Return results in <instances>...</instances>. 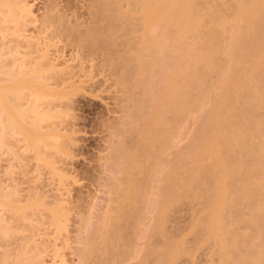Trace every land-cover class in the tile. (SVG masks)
Listing matches in <instances>:
<instances>
[{"label":"rangeland","instance_id":"1","mask_svg":"<svg viewBox=\"0 0 264 264\" xmlns=\"http://www.w3.org/2000/svg\"><path fill=\"white\" fill-rule=\"evenodd\" d=\"M23 1L24 2L28 1L27 4L28 6H30L33 12V15L37 17V22H30L29 26H27L28 28L27 29L25 28L26 30L23 31L24 34H22L25 36L27 35V37L29 38L31 37V39L38 42L36 43L37 52L33 54L34 56L32 55L29 57L30 58L32 57L35 59L38 55L41 56L44 53H46L44 55L45 57L42 63H46V62L49 63L50 61L51 63L53 62L54 65L56 64L58 70L61 69L60 73L57 72L59 76L55 72L51 74L52 72L50 73V71H48L44 74L38 75L39 80L37 76H36V79L41 83H43L44 81L45 82L50 81V84H52V91H51L52 94H55L56 97L63 95L65 99L62 101L58 99L57 100L53 99L56 104L52 105V107L57 106L58 108L55 109V111H52V114L57 113L55 115H59V118H52L50 121L44 123L45 127H46V124L49 126V128H47L48 126L45 128L46 132L53 131V133L55 134L59 130L58 133H59V136H61L59 137V140H57L58 144H56L59 147L58 151H55L54 149L43 150V156H45L44 159L46 157L50 159L52 158L51 161H53L55 164L51 166H46L43 162H39V160L36 159L34 151H28L26 149L27 145L25 144V142H22L24 141L22 136L20 137L16 135L15 137L14 136L8 137L9 140L8 138L6 140L9 146L8 150H0V189H1L0 193L3 191L2 194H5V193L13 194L14 192L13 194L14 197L13 196L12 197L15 199L18 198L17 201L19 202L20 207H22V210L24 209L23 211H21L23 215L20 214L19 212H15L12 210L5 212L2 209H0V217L2 218V216H4L3 218L7 220L6 223L10 222L8 225L11 228L9 232L5 234V236H3L4 234L2 235L0 234V239H1L0 240V263L6 260L8 261L9 264H13L14 262L16 264V262L18 261L17 259L19 260L24 259V261H27L26 263L28 264L29 262L30 263L32 262L31 264L33 263L38 264V261H39V264L41 263L47 264L48 262H49L48 264H53L54 261H56L57 264H62L61 260L63 261L66 260L67 264H86L85 263L86 259L83 260L82 258L85 255L87 256L86 251L94 235V237L96 236L97 238L101 240V241H98L99 239L94 240L95 242L97 241V243L95 244L100 245V246L98 245L99 248L102 246L101 242H104V240H106V243L105 242L104 243L106 244L107 249L105 250L106 252L110 251L109 252L110 255L109 257L108 255L106 256L104 255L103 257V254L100 253L102 258L100 257L101 259L98 258V260H95L93 256L92 257L93 259L91 258L93 262H91V259H90L89 261L91 263L89 264H92V263L99 264L100 261H101L100 264L102 262L103 264L104 263L105 264H109V263L110 264H155V261L158 262L157 259L161 257H163L162 258L163 260L166 257L163 262L164 263L167 262V264H172V263L173 264H219L222 261L220 258V255L222 252L221 253L215 252L217 250V248L215 247L216 244L215 246H213L214 244L212 245L211 243H206L208 245H204L205 243L204 244L202 243V245H200L201 243L199 244L200 242L199 238L201 237V235L200 237L198 235L195 236V234L197 233L199 234L198 232L199 227L197 230L196 223L202 218V217L201 218H198V217L200 215L201 216L204 215L203 214L204 211L201 212L202 209L204 210V208H202L203 205H201L202 199L200 198L201 199L200 201V199L196 198L197 199L196 201V199L190 198L191 200L190 199L188 201L187 199L183 200L182 203L180 202L181 204L178 203V204H175L174 206L173 204L172 206H168L169 204L165 205L166 202L168 201V199H166L168 197L167 196L168 194L166 193V191L168 193L170 191L166 190L169 185H167V183L163 181L164 180L163 178H165V176L168 173H170V171L173 170L174 167L179 168L180 162L178 161V164H179L178 165L176 164L177 162L175 161L178 160L177 157H179V155L183 153V151H184V154H186V152L188 151V148L191 146L190 143L198 139L200 140L202 138L201 136L203 134H201V131L204 129V126H206L204 125V123H206V120L210 122L209 120L210 116L213 117V115H215V114L212 115V110H213V113H216V111H214L213 109L214 108L213 105L215 101L218 100L217 98H221V96L225 95L223 93H225L224 91L227 89L226 87L228 86V84L231 83V81H234V77L237 76V73L239 72V70L237 69L238 72L236 71L235 73V68H236L235 61H234L235 58H234V53L231 52L232 50L231 47L233 46V43H235V45L239 43V41H237L238 38L235 39V37H242V35L240 36V34H242L243 31L240 25H243L242 24L243 20L237 21L234 18L235 12L233 11V9L236 6L235 3H238V2L245 3V1L246 3H251L252 0H250V2L249 0H242V1L237 0L238 2L236 1L235 3H232V0H214L221 6L216 4L212 8H214L215 6L217 7L218 5V7L215 9L223 10V11L221 10L219 11L220 12L219 15L222 13V15L226 17L225 24H227L226 28L229 29V30L227 29L225 32L226 36L223 37L224 38L222 40L223 42H221L222 45L219 46V52H220L218 54L219 58L216 59V61L218 60L219 62L223 60L221 61L223 63H218V61L217 63L219 65L223 64L220 66L221 67L223 66L224 69L220 68L219 65H217L218 72H217V69L213 70L214 72H216L215 77H218V78H215L214 84L212 85L210 84L212 83L211 78H209L208 76L206 77V75L205 76L202 75L204 79H207V82L206 80L204 81V79L201 78L204 81V82L202 81L199 82L201 83V87L199 86L200 84L199 85L197 84V82L201 80V79L199 80L196 77L197 71L195 72V70L191 68L192 71H189V72H194L193 74H191L192 76L190 75L189 72H186L187 77H188V82L193 77V75H195V77L197 78L196 79L193 77L190 83L185 82V84L184 82H182L183 79L179 80L182 82V83L180 82L181 84H184V86L182 85L184 90L187 86L189 87V88L187 87L188 89L186 88V90L189 91V92L187 91L188 93L191 94L192 89H194L193 90L194 92L192 93V96H191L192 99L187 96V95L190 96V94L185 93L186 96L189 98L190 101L195 100L194 97L197 98V96H199L200 98L198 97L197 98L198 100L197 99L195 100L197 101V104L195 105V107L197 108L194 107L193 108L194 110L192 109L193 112L189 108H187V110L185 108L184 109L182 108L181 110V108L178 107L181 110L179 111V113L181 112V114H177L178 113L177 109L176 111H174V109L172 108L173 103H171V105L170 103H168V102H172V100L170 99H173V98L170 97V99H167L169 101L164 100V99H166V97L167 98L169 97V96H165L167 95V93H169L168 91L169 87H165V86L168 84L167 82L171 83L172 81L171 79L177 73L176 70L180 69L178 70V73H179V71H181L182 69H185V68L187 69L186 64L188 62L187 60H189L188 59L189 57L186 58L187 55L185 56L182 55L183 52L181 53V50L183 51V46L184 47L190 46L194 40L193 37H195V34L191 32L193 31L192 28L189 29V27L185 25L187 24V22L184 16H182V22H181L182 24H181V27L179 26V30L178 28H177V31H175L176 28H173L174 30L172 29L173 34L172 36H170L172 38L169 39L171 41L167 40L168 42L161 35H157L156 29H153V26H152L153 24L151 23H150L151 25L149 24L148 27L152 26V28L147 27V30L150 29L149 33H152L153 31V34H154V32H156L155 34L157 35L158 39H160L159 43L164 44V46L167 49L164 46H163L164 48H162L160 45V47L162 48V52H164V58H163L162 52L160 53V50H157L161 55L160 58H157L159 56L158 55L159 53L157 54L156 51L153 50V53L158 55V56L155 55V57L154 56L153 57L155 58V60L157 59L156 62L158 63V66L159 65L160 66L158 67L156 65L155 67L156 62L154 63L153 61L154 64L150 65L151 68H147L145 70L147 75L144 74V76H146V78L141 77L142 78L141 79L139 72H138L139 68L138 70H136L137 65L135 63L134 64L132 63L131 65L132 66L135 65L136 68L134 67L135 68L134 70V68L131 66L130 67L131 69H129V67L127 66L128 63L126 64V66L122 65L124 62H123V59L121 61V57H120L122 56L123 58L124 53L131 49L129 48L128 50L127 48V50H124L130 38L129 33H127L129 32L128 29L131 30L132 27L136 24L140 29V26L142 24V20L140 19L139 16L136 17L137 14H135L134 12L133 13L136 17L137 22H133L135 19H133L134 15H132L133 20L131 21L134 24L133 25L131 22V24L133 25L132 27H129L130 25L128 24H125L128 21L126 22V20L124 21L121 20V17L117 15L118 20H120L119 22L121 21L124 22V23H121V26L123 24L124 26L128 25L127 26L128 28L126 27L127 30L123 28L124 31L123 30L122 31L124 33L121 32L119 34L121 37L120 39H119V35L117 34V32H120V30L117 31L118 26L120 24L118 26H115V29H116L115 31H117L116 33L112 34L111 31L105 32L108 34L110 33L112 34V35L111 34L108 35L109 38L113 37V35L116 34L115 37H117L119 40V41L118 40L116 41H118V43L121 42V44H116V41L114 40L115 44L118 45V47L115 45L116 47H112V49L114 48L115 49L112 51H110L111 50L110 49L109 50L110 52H109L106 46L102 44V46L106 47L107 49L103 48L101 45L98 46L99 45L98 43L97 46L100 48L101 51L98 48V51H97L98 53H97V52H94L97 50L96 49L97 46L94 47L92 45L93 47L91 46V48L96 49V50L90 51L89 48L87 47L88 42L82 41L86 43L85 47H87L88 48L87 49L83 47V43H81L82 46L80 48L79 47L80 44H78L80 42L78 41H81L84 39L86 40V38L90 37V35L93 33L92 32L93 29L95 30L93 34H97V32L99 31L101 32V30H104V29L106 30L109 29L108 27H106L109 23L108 24L106 23L107 24L106 26H105V23L103 24V26H99L100 23L98 22L100 21L102 25V19H103V17L101 16V13L97 11L99 10V7H98L99 5L97 4L99 0L98 1L95 0L96 3L94 0H23ZM122 1L124 2H121V6L119 5L120 11L124 10L123 13L126 14L128 12L127 15L130 16L132 12L130 8L128 9L129 7V4H127L128 1H125V0H122ZM202 1H203L202 4L198 2L200 4V6L198 4V7L201 8V9L198 8V10H201L204 12L203 10L204 8V9H207V11L206 10L205 11L206 13H208L209 4L206 3V1L204 0H200V2ZM208 1H211V0H208ZM216 2H214V4ZM212 3L213 2L211 1V4ZM53 6L55 7L53 8ZM95 11H96V14L97 12L100 14L99 16L98 15L96 16L98 17L101 16L102 17L100 18L101 20L99 18L98 20L95 19L97 18V17H94ZM223 16L220 15V17H223ZM124 19H127V18H124ZM203 21L205 20L203 19ZM3 22L2 24H0L1 25L0 26V44H5V43L7 44V42L8 44L9 43L14 44L15 43L14 40L16 39L15 41H17V36H19V34L21 33L17 34V36L16 35L12 36V38L14 37L15 38L11 40L10 39L11 36L10 38H8L9 36H6V34L10 33L11 26L8 24H7L8 26H6V22L4 23ZM118 23L116 21L115 25H117ZM96 24H98V26ZM113 26H114V23H113ZM137 26L136 28L133 27V29L135 30L137 29L136 34H138V31L139 33L142 32L141 29L139 30L137 28ZM100 27H102V29ZM66 29L67 31L68 30L71 31V33L68 32V35H66L67 32L66 34L63 33ZM6 30L7 32H5V34L3 35L1 31L4 33V31ZM202 30H204L203 31L204 33L208 32L207 29H205V27L202 28ZM174 32L176 34L179 33V35L178 34L176 35ZM185 32L186 33L188 32V35L185 36ZM190 32L193 33L194 35H191ZM125 33H127L128 35L126 36ZM70 34L72 35L70 36ZM85 34H88L87 37ZM62 35H64V37ZM84 36L86 38H84ZM99 36H100V33H99ZM99 36L98 35L96 36L95 38L96 40H93L94 38H91V37L88 39L89 40L91 39L92 42L91 40L90 42L93 44L95 41L97 42L100 41L99 39H98L99 41L97 40V37L101 38V36L100 37ZM108 36H106V40H109V38L107 39ZM124 36L129 37V38L123 39L125 38ZM137 36H140V35H137ZM191 36H192V42L190 39ZM6 37L8 39L7 41L5 39H2ZM81 37L84 39H82ZM102 38H101V41L103 40ZM104 38H105V35H104ZM233 38L236 42H232L234 41ZM122 39L123 41L128 40L127 42L125 41L126 42L125 46H124L125 42L122 43ZM18 40H21V39L18 37ZM106 40H104V42ZM182 40H184L183 41L184 43L187 42V45H183L184 43L182 44ZM189 41L191 43H189ZM89 43L88 45H90ZM156 43H157V40H156ZM94 44H96V42ZM0 46L3 47V45H0ZM180 47H182V49ZM103 49H106L104 51H108L109 54L111 55L113 53V55L110 57L112 58L114 57L115 59L110 58V60H113V62L116 63V66H113V63H111L110 65H112L113 68L114 67L117 68L118 67L117 65L120 64V67H118L117 70H120V68H122L123 66L124 71L121 69L124 72L123 75H127L130 70H134L132 71V73L131 72L129 73L132 75L125 77L126 80H125L124 87L122 85V82L124 83V79L122 78L124 77L123 76L121 77L122 74L118 76L119 71L115 72L114 71L115 68L113 69L112 67H110V65L107 63L108 61L107 57L109 54L106 57V54H104L105 52L102 51ZM163 49H166V50H163ZM179 49H181L180 53H179ZM115 50H118L116 51L118 55H116ZM21 51H23L21 55V57L23 56L22 59L24 58L26 59L27 56H24L26 55L25 54L26 50L22 49ZM129 52L125 53L126 56H124L125 57L124 61L127 58V54ZM186 53L187 52H185L184 54ZM232 53H233V57H232ZM114 55H116L117 57ZM9 56L10 55L7 56L9 60L8 58H5V59L12 62ZM21 57L18 56L17 59ZM118 57L120 58L119 60L120 62H117V59H119ZM216 61H215L214 68L216 67ZM6 62L4 64L7 67L9 65H6L7 64ZM121 62L123 63L121 64ZM213 62H212V65L214 64ZM151 63L152 62H150V64ZM126 67L129 70L126 69V72H125ZM188 68H189V65H188ZM219 68L223 70H220ZM135 71L136 73H134ZM163 72H165L164 75H163ZM182 72L184 73L183 70ZM182 72L180 74H182ZM217 73H219L218 75L220 76H218ZM44 75H45V78H47L48 80H45V78H43ZM46 75L50 77V80L48 77H46ZM169 76H173V77L170 78ZM119 77H121V81ZM168 77L170 78L171 81L167 79ZM198 77L200 78V75ZM209 79L211 82L209 81ZM192 82L194 83L196 82V84H194L195 86L192 84ZM205 83H208L207 86L205 85ZM202 85L206 86L205 89L204 87H202ZM125 87L127 89L130 88L129 92L127 91L128 93L131 92V94H129L131 96L128 95L130 100L126 98L127 96L125 95L126 89L123 91ZM163 87L167 90L165 91L163 89L165 93L167 92L166 94L161 91ZM190 87H192V89ZM195 88H199L201 94L200 93L198 94L197 92L199 91L198 89H195ZM203 89L206 91H203ZM37 90L38 89H32V90L30 89V91H37ZM41 90L42 89L38 91L41 92L40 93L41 95H44L45 91L43 92ZM239 93L241 94V92ZM182 94H184V92H182ZM240 94L238 96H240ZM25 96L26 98H25V101H23L24 103L30 102L29 104H31V99L35 98L31 96V92L25 93ZM235 96L236 95H234V97ZM238 96H236V98ZM236 98H233V99H236ZM44 99H45L44 102H46V104L47 102H50L48 101V99L51 100L52 102L51 104H54V102L52 101V98L46 97ZM126 99L129 101H127ZM185 100L183 102L184 104H185ZM232 100L230 101L232 102ZM179 101H178L179 103L178 105L180 106L181 102ZM181 101H183V99H181ZM195 101L194 102L192 101V102L195 103ZM187 102L188 104L191 103L188 101V99H187ZM224 102L226 103L227 101H224ZM231 102L228 103L230 108L233 107L232 105L234 104L233 102L235 101L233 100L232 104ZM164 103L166 105H164ZM51 104H49L48 106L51 107ZM168 105H170L169 106L170 108L168 107ZM48 106L46 105L47 108ZM161 106L163 108L164 106H167L166 108H164L165 112L163 111L165 113L164 117L166 118V121L163 120V122L168 123L165 125L166 128H168V130L166 131L168 134L165 132L162 135H160L162 132L160 130L162 124L160 125V123L162 122L161 120L164 119V117L163 115H161L162 111L160 113V110H159ZM43 107H45V105ZM162 107L161 109H163ZM167 108H169L170 110L172 108L173 113L172 112L170 113L169 111H168L169 113L166 112ZM175 112H177L176 113L177 115L175 114ZM131 116H134V117H131ZM173 117L174 118L177 117V118L174 119ZM27 123H28L27 126L30 127L31 121H27ZM58 125H60L61 128ZM169 128H172V129L169 130ZM201 128L203 129L201 130ZM206 128H209V126ZM54 129L56 130V132H54L55 131ZM121 129L122 130L124 129L125 132L123 131L120 132L119 130ZM137 131L138 133H136ZM122 132L125 133L124 135H126L127 137L121 136L123 134ZM126 132H128V134H126ZM152 132H153L152 137L154 138L155 136L158 139H156L157 142L155 143V146H154V143L150 145V149H151L150 150L149 148H147L148 147L147 145H149V143L145 137L147 138L151 137ZM199 134L201 135L199 136ZM164 135L166 136V139ZM167 135L169 136L167 137ZM197 136L201 138H198ZM152 137L150 139H152ZM122 138L123 139L126 138L127 140L126 139L123 140ZM160 138H164L163 142H165L166 140V142L164 143L165 145L162 142V145H164L162 151L160 150V147H161V143H159ZM143 142L145 143L144 145H143ZM122 145L123 147L125 145L126 146L128 145L129 147H126V148L124 147V152L118 153L122 156H118L116 151H118V149L123 151V149H121ZM137 147L138 148L140 147V149L138 150ZM156 147L158 148L156 149ZM158 149L160 151H158ZM152 150L158 156V157L155 155L152 156L154 158L156 157L155 158L156 160L154 158L152 159L150 155H147L149 153L153 154ZM146 155L147 157L149 156L148 157L149 159H146L147 158ZM134 157L135 158L137 157V158L135 159ZM121 158L122 160L120 161ZM129 158L131 159L134 158L136 162L134 160L133 162ZM205 159L200 160L201 164H204V165L205 163L207 164L208 160L206 162ZM122 161L124 164L125 163L128 164V166H126L128 168L130 165L129 164L130 161L131 163L138 164V166H136V164H131L133 166V169H132V166L130 165L132 170L138 167L137 170H134V171L129 170L130 177L129 176L126 177L127 175L126 176L124 175L123 178L121 177L123 181L125 180L124 184L127 182L131 183V178L133 180L131 184L133 187H130V185H128L129 183L125 184L129 186V187L125 186L129 190L132 188L131 189L132 193L130 195L126 193L125 191L124 198H123L124 195L121 196L120 194V193L123 194V191H124L123 188H122L123 191L121 189L120 193L118 194L114 193L117 188L116 187L117 181H118L117 177L119 176V172H120L119 171L120 164H123ZM62 167L64 168V170ZM150 171L152 172L149 173ZM137 179H138L137 183L139 184L136 185L134 183H136L135 181ZM133 188H134V191H133ZM9 190L13 192L11 193ZM172 191L174 192L175 190H172ZM201 191H204V190H201ZM201 191L199 194L203 195L204 193ZM173 192L172 194H169V195H173ZM116 195H118V197L121 196L124 199L123 200L121 198V200L124 202V206L123 204L121 205L123 206L122 208L121 206H118V204L120 205L123 202H121V200H119L120 197L118 198L116 197ZM184 201H186V204L184 203ZM161 203H163V205ZM119 208H121L122 210ZM112 209L114 211L115 209H119L120 215L118 214V212L117 214L112 213L113 211ZM162 209L164 210V212ZM53 214L54 216L56 215L55 216L56 218L58 217L57 220L59 221L56 223H59L58 225L60 226L56 225V223L54 222L55 220H54ZM107 214H108V217L112 218V219L109 218L110 220H108V222L107 220L105 221ZM197 219L198 221H196ZM53 224H55L54 225L55 227L53 226ZM243 225L245 228V224L241 225L242 228H243ZM194 231H196L197 233ZM101 238H103V240ZM94 241L91 242V244L93 243L92 245H94L95 247ZM212 243H214V241ZM174 245L175 247L178 246V249H180V250L176 249V251H178L176 253H178L179 255V251L181 252L178 257L176 256L177 260L176 261L174 260L172 262V260L174 259L172 255L175 254V252L172 254L171 250L173 249L175 250V247L172 248ZM104 246H102L101 248L103 249ZM96 249H97V246H96ZM102 249L100 251L103 253ZM217 251H220V250L218 249ZM149 252H154V254L151 256V254H147ZM169 252L172 254L171 256H169L170 255ZM109 253H105V254H109ZM36 257L37 258L39 257L40 259L37 260ZM105 257H106V260L104 259ZM154 257L156 258V260ZM96 258H97V255H96ZM108 259L110 262L108 261ZM166 260H170L171 262H168ZM159 261L162 262L161 259ZM163 262L161 264H163Z\"/></svg>","mask_w":264,"mask_h":264},{"label":"bare ground","instance_id":"2","mask_svg":"<svg viewBox=\"0 0 264 264\" xmlns=\"http://www.w3.org/2000/svg\"><path fill=\"white\" fill-rule=\"evenodd\" d=\"M125 1H128V3H127V4H129L128 9L130 8V10L132 12V14L130 13L131 15L129 14L130 16L127 15L128 14L127 11H126L127 13L125 14V13H123L124 10L120 11V9H119V5L121 6V2H124V1H122V0H99L97 3L99 5V6L97 5L99 7V10H97V11L99 13H101V16L103 17L102 25H101L100 21L98 22V23H100L99 26H103L104 23L106 26L109 23L106 27H108L111 30L104 29L105 31L101 30V32L98 30L99 32L96 31L97 34H93L95 31L93 29L92 34L94 36L92 34L91 35L89 34L90 37L94 38L93 40H96L95 39L96 36L97 35L99 36V33H100L101 38L103 36V38H102L103 40L101 41V38L97 37V40L99 39L100 41L99 40H98L99 42L95 41L96 44H94L95 42L93 41L94 43L92 44L91 43L92 40L90 39L91 40V42H90V40L88 39L90 37L86 38L88 34H85L86 37L84 36V38H86V40L84 38H82L83 36L81 38L84 40H81V41L77 40L78 42H80V43H78V44H80L79 47L81 48V46H82L81 43H83L84 48L88 47L90 51H94L97 49L96 51H94V52H97L98 48H99L98 46H100V45L102 46V44H103L104 46H106L108 48V51L110 49H111L110 51L114 50L115 48L112 49V47H116V46L118 47V45H116V44H121V42L118 43L119 40L117 37H115L116 34L113 35V37L110 36L111 38H109L108 35H110L111 33L114 34L118 30H120V32H117L118 35L121 32L124 33L123 28L126 29V27L128 25H130L129 27H132L134 25L133 22H137L136 17L139 16L140 19L142 20V24L140 26V29L142 32L139 33V31H138V34H136L137 29L135 30V29H133V27L136 28L137 24L134 25L131 30L128 29L129 32L125 31V32L129 33L130 38L125 37V36H124L125 38H123V39L129 38V41L128 40L123 41V39H122V43H124L125 41L126 42L128 41L127 45H126V42L124 43V46L126 45V48L124 50H127V48L129 50V48H131L129 50L131 52L126 51V52H129L128 53L129 55L127 54V58L125 59V61H124V58H125L124 56H126L125 55L126 52L124 53L123 58H122V56H120V57H121V61L123 59L124 63L121 62V64L123 63L122 64L123 66H126V64L128 63L127 66L129 67V69H131L130 68L132 66L131 64L135 63L137 65L136 66L137 68L135 67V65H133L132 67L133 68L135 67L136 70H138V68H139L138 72H139L140 78L141 77L146 78V76H144V74L147 75L145 70L147 68H151L150 65H153L157 61V59L155 60V58H154L156 54L153 53V50H155L156 53L158 54L159 52L157 50H160V53H161L162 48L165 47L164 44L159 43L160 39H158L157 35H161L162 37L165 38L166 41L169 40L170 38H172V37H170L173 34L172 29L176 28L175 31H177V28H178V30H179V26L181 27V24H182L181 23L182 22V16H184L186 18L187 24H185V23H183V24L188 26L189 29L192 28L193 31H191V32H193L195 34V37H193L194 40L192 42V36H191L190 39H191L192 43L189 41V43H191V45L188 47L185 46L186 48L183 46V51L181 50L182 47H180L181 49H179V53L181 50V53L183 52L182 55H184V56L187 55L186 58L189 57L188 58L189 60H187V61L190 63L187 62V64H186V67L188 70L186 68L185 69L187 71L185 69H182L184 71V73L182 72V70L179 71V73H178V70H180V69H177L178 68L177 67L176 68L177 73L175 74V76L174 77L169 76L170 78L173 77L171 79L172 81L170 80L169 77L167 78L168 80L171 81V83L167 82L168 86L167 85L165 86V87H169V89L167 88L169 93L166 92L167 95H165V96H169V97L168 98L166 97V99H164V100L170 99V97L173 98V99H170V100H172V102H168V103H170V105H171V103H173L172 108L174 109V111H176V109H177L178 113L175 112V114L176 113L181 114V112L179 113V111H181L182 108L183 109L185 108L186 110H187V108H189L193 112V110H194L193 108L197 104V101H195V100L199 96H197V98L194 97L195 100H192L193 102L195 101V103L190 101L188 97L191 98L192 93L194 92L193 91L194 89H192V87H190L192 89V93L190 94V93H188L189 91L186 90V88L188 86L187 87L185 86L186 87L185 88L186 92H185V90L183 88L185 82L190 83V81L193 77L194 78L197 77L199 80L201 78L204 79L203 76L206 75V77L208 76L209 78H211L212 83H210V84L212 85V84H214L215 78H218V77H215L216 72H214L213 70L217 69V72H218V66H217V65H219L218 63H223V62H221L223 60H221L220 62L217 60L218 61V63H217L216 59L219 58V56H218V54L220 53L219 52V46L222 45L221 42H223L222 41L224 39L223 37L226 36L225 32L228 28H226L227 24H225L226 23V20H225L226 17L223 16L222 13L220 15L223 17H220V15H219V13H220L219 11L221 9H217V10L215 9L218 7L219 4L214 0H211L213 2L212 4H211V1L204 0V1H206V3L209 4V8L206 7V8H208L209 11H208V13H206L207 9H204L203 7L202 8H203L204 12L201 10H198V8H200V7H198V4L203 3V1L200 2V0H125ZM236 1L237 0H234V1L232 0V3H235ZM27 2L26 1L24 2L23 0H0V22H1L0 24H2V22L4 21V22H6V26H8V25L11 26V31H10V33L6 34V36H9L8 38H10V36H11L10 39L13 40L15 37L12 38V36H15V35L17 36V34L21 33V34H19V36H17V41H15L16 39L14 40L15 43L14 44L12 43L13 45L11 43L8 44V42H7V44L5 43L6 45L0 44V45H3V47L5 45L4 48L2 46H0V150H8L9 146L7 144V141H6L8 137H11V136L15 137L16 135H18L20 137L22 136L24 139V141H22V142H25V144L27 145L26 149L28 151H34L36 159H38L39 162H43L46 166H51L55 163L53 161H51L52 158L50 159V158L46 157L44 159L45 156H43V150L54 149L55 151H58L59 147L56 144H58L57 140H59V137H61V136H59V133H58L59 130L57 131V133H55L57 135H55L53 133V131L46 132L45 128L48 125L46 124V127H45L44 123L50 121L52 118H59V115H55L57 113L52 114V111H55V109L58 108L57 106L52 107V105L56 104L53 99H56V100L58 99V100L62 101L65 99V97L63 95L56 97L55 94H52V92H51L52 91V84H50V81L45 82L43 80L44 82L41 83L38 81L39 80L38 75L44 74L48 71H50V73L52 72L51 74H53V72L58 74L61 72L60 71L61 69L58 70L56 64L54 65L53 62L51 63L50 61H49V63H47V62L42 63L44 61V57H45L44 55L46 53H44L41 56L38 55L37 56L38 58L36 57L35 59L32 57L31 58L29 57V56H32L33 54H35V52H37V44L36 43H38V42L31 39V37L30 38L27 37V35L26 36L22 35V34H24L23 31H25L28 28L27 26H29L30 22H37V17L33 15V12L31 10L30 6H28ZM214 2H216V3L214 4ZM249 2H250V0H249ZM95 3H96V1H95ZM216 4H218L217 7L215 6L214 8H212ZM235 4H236V6L233 9V11L235 12L234 18L237 21L243 20V23H242L243 25H240L243 32H242V34H240L241 32L239 33L240 36L242 35V37H235V39L238 38L237 41H239V43L238 44L236 43L237 45H235V43H233V46L231 47L232 48L231 52L234 53V58H235V60H234L235 61V67H236L235 73H236V71L238 72V70H239V72L237 73V76L234 75V76H236V77H234V81H231V83L228 84V86L226 87L227 91L226 90L224 91L225 92V93H223V94H225V95H223L224 97L221 96V98H217L219 101L218 100H216L217 102L215 101V103L213 105L214 106L213 109H214V111H216V113H213V110H212V115L213 114H215V115H213V117L210 116V118H209L210 122H208L206 120V123H204V125H206V126H204L205 131L203 128H201V130L203 129L202 131L200 130L201 134H203L201 136L202 138L197 136L198 138H201V139L199 140L197 138L198 140H195V141L193 140L194 142L190 143V145H191L189 147L190 150L188 148V151L186 152V154H184V151L181 154L179 152L180 155H179V157H177L178 160L176 158L177 161H175V162H177L176 164H178V161L180 162V165L178 164L179 168L174 167V169L171 170L170 173H168L165 176V178H163L164 179L163 181H165L167 183V185H169L166 190L170 191L169 193L166 191V193L168 194L167 195L168 197L166 199H168L167 202H169V203L166 202L165 205L169 204L168 206H172V204H173V206H174L175 204H178L180 202L182 203V201L186 200V199L188 201L190 198H194V199H196V198L200 199L201 198L202 199L201 205H203V207L200 204L199 205L202 208H204V210L201 208L202 209L201 212L204 211V213H203L204 215L203 216L200 215L198 217V218L202 217L199 221H198V219L196 220L199 223L198 222L196 223L197 228L196 227L195 228L198 230V227H199V230H198L199 234L196 231H194L197 233V234H195V236L198 235L200 237V235H201V237H202V238L201 237L199 238V240H200L199 244L201 243L200 245H202V243L203 244L205 243L204 245H208L206 243H211L212 245L214 244L213 246H215V244H216L215 247L217 248V250L219 249L220 251H217L215 248V250H216L215 252H219V253L222 252L220 255V258L222 261L220 260L221 262L219 264H264V0H252L251 3H246V1H245V3L238 2ZM199 6H200V4H199ZM219 6H221V5H219ZM54 7L55 6H53V8ZM95 8H96V6H95ZM221 11H223V10H221ZM98 12H97V14H96V11L94 13L95 14L94 17H97V18H95L96 20H98V18L99 19L102 18L101 16L98 17L100 15ZM133 12L135 14H137L136 17H135ZM96 15H98V16H96ZM117 15L121 17V20H123V21L126 20V22L128 21L127 23H125L128 25L124 26V24H123L122 26H124V27H122L121 23H124V22H122V21L119 22L120 20H118ZM132 15H134L133 19H135L133 22L131 21V20H133ZM124 18H127V19H124ZM129 18H131V19H129ZM185 18H183V19H185ZM203 19L205 21H203ZM116 21H117V23L119 22L117 25H115ZM131 22L133 25L131 24ZM113 23H114V26H113ZM150 23L153 24L152 25L153 29H156L157 35L155 34L156 32H154V34H155L154 35L153 31H152V33H149L150 29L147 30V27L149 26ZM96 25L98 26V24H96ZM118 25L121 27H119ZM115 26H118L117 31H115L116 30ZM152 26H150L148 28H152ZM141 27H143V28H141ZM204 27H205V29H207L208 32H205V33L203 32L204 30H202V28H204ZM240 27H239V29H240ZM59 28H60V26H59ZM100 28L102 29V27H100ZM137 28L139 29L138 26H137ZM98 29H99V27H98ZM112 29L114 30V32ZM182 30H184V29H182ZM108 31H111V33L110 32H109L110 34L105 33ZM5 32H7V30L4 31V33L1 31V33L3 35L5 34ZM66 32H67V34H66ZM68 32L71 33V31H69V30L67 31V29H66L63 33L68 35ZM59 33H60V31H59ZM72 33H73V31H72ZM87 33H89V32H87ZM127 33H125L126 36L128 35ZM193 33H191V35H194ZM102 34L105 35V38H104V35H102ZM177 34L179 35V33H177ZM60 35H61V33H60ZM71 35L72 34H70V36ZM73 35H75V34H73ZM137 35H140V36H137ZM182 35H184V34H182ZM186 35H188V32L187 33L185 32V36ZM62 36L64 37V35H62ZM106 36H108L107 39L109 38V40H106ZM18 37L21 40H18ZM156 37H157V39H156ZM120 38L121 37L119 35V39ZM2 39H5L6 41L8 40L7 37L2 38ZM110 39L111 40L113 39V40L111 41ZM190 39H188V40H190ZM220 39H221V41H220ZM104 40H106V41L104 42ZM114 40L115 41L118 40V41H116V44H115ZM156 40H157V43H156ZM233 40H234V38H233ZM82 41H85L88 43L90 42L89 43L90 45H88V43H87V47H85L86 43L82 42ZM169 41H171V40H169ZM183 41L184 40H182V44L184 43ZM232 42H236V41L234 40ZM98 43H99V45H98ZM39 45H40V43H39ZM92 45L94 47L97 45L98 46L96 47V49H93V48H91ZM122 45H121V47H122ZM160 45L162 48L160 47ZM183 45H187V42L184 43ZM124 46H123V48H124ZM102 47H101V49H102ZM106 47H103V48H106ZM22 49L26 50V53H25L26 55H24V56H27L28 59H27V57H26V59L25 58L22 59V57H23V56L21 57L22 52H23V51H21ZM106 49H103L102 51H104ZM166 49H163V50H166ZM99 50H100V48H99ZM108 51H104L105 52L104 54H106V57L110 52V51L109 52ZM116 51H118V50H115V53H116ZM150 52H152V53H150ZM185 52H187V53L184 54ZM160 53L158 54L159 56L156 55V56H158L157 58L161 57ZM233 53H232V57H233ZM39 54H41V53H39ZM162 54H163V58H164V52H162ZM8 55H10L9 57H10L12 62L8 61L9 60V58L7 57ZM112 55H113V53H112ZM112 55L111 54L108 55L107 63L109 65L111 63H113V66H116V63H114L113 60H110V58L115 59L114 57L113 58L110 57ZM116 55H118V54L116 53ZM116 55H114V56H116ZM18 56H20L21 58L17 59ZM5 58H8V60ZM6 60H7V62H6ZM45 60H46V58H45ZM119 60H120V58L117 59V62H120ZM63 61H64V59H63ZM153 61H154V63H153ZM215 61H216V67L214 68ZM5 62L7 63L6 65H9V66L6 67L4 64ZM67 62H69V61H67ZM150 62H152V63L150 64ZM212 62L214 63L213 65H212ZM129 64H130V66H129ZM156 65L158 66L157 62L155 63V67H156ZM188 65H189L190 69L188 68ZM220 65H223V64H220ZM220 65H219V67L224 69V67L223 66L221 67ZM113 66L110 65V67H112V68H113ZM117 66L120 67V64ZM123 66H122V68H120V70L124 69ZM211 66L213 69L211 68ZM117 68H115L114 71L115 72L119 71L118 76H120V74H122L121 77L122 76L124 77V78H122V79H124V83L122 82V85L124 87L125 86V80H126L125 77L132 75L129 73L130 72L132 73V71H134L135 68H134V70H130L129 72L127 71L128 72L127 75H123L124 70L123 71L121 70L122 71L121 72L120 70H117ZM191 68L193 70H195V72L197 71V74H196L197 76L195 77V75H193V77L188 82V77H187L186 72L192 71ZM126 69H128V68L127 67L125 68V72H126ZM223 69H220V70H223ZM181 72H182V74H180ZM134 73H136V71ZM164 73L165 72H163V75H164ZM189 73L191 75L194 72H189ZM198 74L200 75V78L198 77L199 76ZM218 74L219 73H217V75ZM36 76H37L38 80L36 79ZM41 76H43V75H41ZM58 76H59V74H58ZM218 76H220V75H218ZM46 77H48V76L46 75ZM52 77H54V76H52ZM121 77H119L120 81H121ZM43 78H45V75ZM48 78L50 80V77H48ZM202 79L200 81L197 80L198 81L197 84L198 85L200 84L199 85L200 87H201V83H199V82H201V81L204 82L205 80L207 82V79H204V81ZM45 80H48V79L45 78ZM138 80H139V78H138ZM179 80H182V82H184V84H181L182 82ZM51 81H52V79H51ZM60 81H61V79H60ZM193 81H195V80H193ZM209 81H210V79H209ZM192 84L194 85V84H196V82L195 83L192 82ZM207 84L208 83H205L206 86H207ZM231 84H233V85H231ZM191 85H189V86H191ZM206 86L202 85V87H204V89ZM199 88H195V89H198L199 92H197V93L201 94V92H200L201 88L200 89ZM30 89L31 90L32 89H38V90L42 89L41 91H43V92L45 91V92H44V95H41L40 91H38V90L37 91H30ZM129 89H127L126 87L123 89V91L124 90L126 91L125 95H127L126 98H128V99H129V96H131V95H129V94H131V92L128 93ZM163 89L165 91H167L163 87L161 89L162 92H164ZM204 89H203V91H206ZM207 89H208V87H207ZM131 91H132V89H131ZM28 92H31V96L35 97L32 99L30 98L31 104H29L30 103L29 101H28L29 103L23 102V101H25V98H26L25 93H28ZM162 92H160V93H162ZM182 92H184V94L188 93V94H190V96L187 95L188 96L187 97L186 94L184 96V94H182ZM239 92H241V94ZM238 93L240 94V96H238L239 95ZM162 95H164V94H162ZM194 95H195V93H194ZM234 95H236L238 97L236 98V96L234 97ZM46 97L52 98V101L54 102V104H51L52 102L50 99H48V101H50V102H47V104H46V102H44V100H45L44 98H46ZM180 98L183 99V101H181ZM233 98H236V99H233ZM179 99H180V101H179ZM187 99L191 103L188 104ZM232 99L235 102H233ZM129 100H127V101H129ZM184 100H185V104L183 103ZM230 100H232V102L234 103L232 105L233 107H231V108L228 105V103L231 102ZM167 101H169V100H167ZM178 101L181 102L180 106L178 105L179 104ZM224 101H227V102L225 103ZM57 102H59V101H57ZM222 102L225 104H223ZM232 102H231V104H232ZM49 104H51V107L48 106ZM215 104H216V106H215ZM44 105H45V107H43ZM46 105L48 106V108L46 107ZM164 105H166V104L164 103ZM170 105H168V107ZM182 105L183 106L188 105V106L183 107ZM59 107H60V105H59ZM161 107L159 108V110H160V113L162 111L163 114L161 113V115H163V117H164V114H165L164 108H166L167 106H164V108L162 107L163 109H161ZM178 107H180L181 110ZM169 108L166 109V112L169 111L170 113L171 112L173 113V109L171 108V110H170ZM195 108H197V107H195ZM131 117H134V116H131ZM135 117H137V116H135ZM176 118L177 117H175L174 119H176ZM161 119H162V117H161ZM135 120H136V118H135ZM163 120L166 121V118L164 117V119L161 120L162 122L160 123V125L161 124L162 125H161L160 130L162 132L160 131L161 132L160 135H162L163 133H165L168 130V128H166V126H165L168 123L163 122ZM27 121H31L30 127L27 126V124H28ZM147 122H148V120H147ZM174 123H175V121H174ZM58 126L60 127V125H58ZM208 126H209V128H206ZM159 127H157V128H159ZM171 127H173V126H171ZM47 128H49V126ZM171 129L172 128H169V130H171ZM136 130H134V131H136ZM119 131L125 132L124 129L123 130L121 129ZM126 131H127V129H126ZM145 131H146V129H145ZM54 132H56V130ZM207 132H209V133H207ZM136 133H138V131ZM149 133H150V131H149ZM124 134L125 133H123L121 136L125 137L126 135H124ZM126 134H128V132H126ZM201 134H199V136ZM208 134H210V135H208ZM152 135H153V132L151 134V137H152ZM131 136H130V138H131ZM168 136L169 135H167V137ZM151 137H148L149 139L147 137H145L148 140L149 145H147L148 146L147 148H149V149H150V145H152L153 143L155 146V143L157 142L156 139H158L155 136H154L155 139L153 137H152V139H150ZM125 139H123V140H125ZM165 139H166V136H165ZM8 140H9V138H8ZM120 141H121V139H120ZM137 141H136V143H137ZM163 141H164V138L159 139V143H161V147H160L161 151L165 145L164 143L166 142V140H165V142H163ZM122 142H124V141H122ZM162 142L164 145H162ZM144 144L145 143L143 142V145ZM123 145L121 146V149H123V151L118 149V151H116L117 154L124 152V147L125 148L129 147L128 145L127 146L125 145L123 147ZM157 148L158 147H156V149ZM137 149L139 150L140 147L139 148L137 147ZM154 150H155V148H154ZM160 150L158 149V151H160ZM4 152H6V151H4ZM152 152H153V154L151 153L152 155L150 153L147 155H150V157H152L154 155L157 156V154L154 153L153 150H152ZM147 155H146V157H147ZM159 155H161V154H159ZM118 156H122V155L118 154ZM146 157H144V158H146ZM148 157L146 159H149ZM205 157H206V159H205ZM131 158H129V159H131ZM134 158L131 160L132 161L134 160L136 162L135 159L137 157L135 159ZM153 158L154 157H152V159ZM202 159L203 160L205 159L206 162L208 160L207 164L206 163H205V165L201 164L200 160H202ZM121 160H122V158L120 159V161ZM127 161H125V162H127ZM122 163H123V161H122ZM123 164H120V168L118 167L120 170L117 168L120 172H119V176L117 177V180H118L117 185H116L117 188H116L114 193L115 194L120 193L121 189L123 188L124 189V191L122 189L123 194L122 193H120V194H121V196L124 195L123 196V198H124L125 197V191H126V193L131 195V193H132L131 189L132 188L129 190L127 188L129 186L125 185V184H128L129 182L124 184L125 180L123 181V179H121V177L123 178L124 175L125 176L127 175L126 177H128L130 171L133 169V166L131 164H136V163H131V161H130L129 164L132 166V169H131L130 165H129V168L126 167V166H128L127 163H125L124 165ZM121 165H122V167H121ZM136 166H138V164H136ZM54 167H55V165H54ZM150 168H152V167H150ZM137 169H138V167L134 170H137ZM63 170H64V168H63ZM134 170H132V171H134ZM151 172L152 171H150L149 173H151ZM134 179H136V178H134ZM132 181L133 180L131 178V183L128 184V185H130V187H133L131 185ZM137 181H138V179L135 181L136 183H134V182L133 183L136 185L139 184V183H137ZM115 184H116V182H115ZM125 186H127V187H125ZM134 187H136V186H134ZM172 190H175V191L173 192ZM201 190H204L205 192L201 191ZM0 191H1V189H0ZM133 191H134V188H133ZM200 191L203 192L204 194L200 195L199 194ZM2 192L0 193V209H2L5 212L12 210V211L19 212L20 214H22L21 211H23L24 209L22 210V207H20V204L17 201L18 198L17 199L13 198L14 192L12 191L13 194L5 193V191H4L5 194H2ZM172 192H173V195H169V194H172ZM121 196H119L120 197L119 198L118 195H116V197H118L119 200H121V198H122ZM197 199H196V201H197ZM201 199H200V201H201ZM19 200H20V198H19ZM118 201H116V202H118ZM121 202H123V201L121 200ZM184 203L186 204V201H184ZM122 204L124 206V202L121 203L120 205L118 204V206H121ZM161 204L163 205V203H161ZM123 206H121V208ZM121 208H119V209H121ZM119 209H115V211L112 209L114 211V212L112 211V213L117 214V212H118V214H119V211H120ZM163 212H164V210H163ZM59 213H61V212H59ZM55 214H57V213H55ZM53 216H54V214H53ZM55 216H54V220H55L54 222L56 223L59 220H57L58 217L56 218ZM3 217L4 216H2V218L0 217V234L1 235L4 234L3 236H5V234H7L11 228L8 225L10 222L6 223L7 220ZM109 218L110 217H108V214H107L105 221L107 220V222H108V220L112 219V218H110V219ZM58 224L59 223H56V225H58ZM242 224H245V228L243 225L244 229L241 226ZM54 225L55 224H53V226ZM58 226H60V225H58ZM102 236H103V234H102ZM7 237H5V238H7ZM97 239H99V238H97L96 236L94 237V235H93V238L91 239L90 244H89L87 251H86L87 256L84 254L85 256L82 258L83 260L86 259L85 260L86 264L93 262V260H92L93 258H95V260H98V258L101 257L100 253L103 254V257H104V255L105 256L108 255V257H109V255H110V253H109L110 251L106 252V250H105V249H107L106 244H105L106 240H104L105 243L101 242L102 246H104V244H105L104 247H106V248L103 247V249H102L101 248L102 246L99 248L98 247L99 244H95V243H97V241L95 242L94 240H97ZM101 239L103 240V238H101ZM92 240L94 241L95 247H94V245H92L93 243L91 244V242H93ZM98 241H101V240L99 239ZM213 241H214V243H212ZM175 245H177V244H175ZM175 245L172 248H174ZM96 246H97V249H96ZM176 247H175V250L174 249L171 250L172 254L174 252H175V254L172 255L169 252L170 253L169 256L172 255L174 258V259L172 258L173 259L172 262L174 260L175 261L177 260L176 256L178 257L180 255V252H181V251H179V255H178V253H176V252H178V251H176V249L177 250H180V249H178V246H176ZM101 249L103 250V253L100 251ZM95 251H97V252H95ZM105 253H109V254H105ZM147 254H151V256H152L154 254V252H149ZM96 255H97V258H96ZM146 257H147V255H146ZM162 258L163 257L157 259L159 263L155 261V264L156 263L161 264L165 260L166 257L164 258V260ZM38 259H40V258L38 257L37 260ZM90 259H91V262L89 261ZM104 259L106 260V257ZM160 259L162 260V262L159 261ZM170 259H171V257H170ZM17 260H16L17 261L16 264H28V263H26L27 261H24V259H22V260L17 259ZM149 260H150V258H149ZM155 260H156V258H155ZM108 261H109V259H108ZM166 261L171 262L170 260H166ZM58 262H59V260H58ZM64 262L66 263V260L65 261L61 260L62 264H65ZM100 262H99V264H100ZM31 263L29 262V264H31ZM106 263H108V262H106ZM0 264H9V263H8V261L4 260ZM13 264H15V262ZM33 264H36V263H33ZM38 264H39V261H38ZM53 264H57V262L54 261ZM101 264H103V262ZM163 264H167V262L166 263L163 262Z\"/></svg>","mask_w":264,"mask_h":264}]
</instances>
